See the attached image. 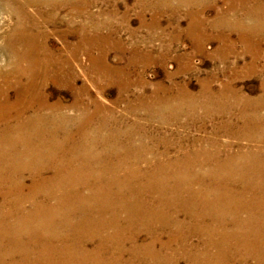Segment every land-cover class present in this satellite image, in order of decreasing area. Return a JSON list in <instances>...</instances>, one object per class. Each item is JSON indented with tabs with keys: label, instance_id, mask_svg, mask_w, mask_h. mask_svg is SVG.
Returning a JSON list of instances; mask_svg holds the SVG:
<instances>
[{
	"label": "bare ground",
	"instance_id": "6f19581e",
	"mask_svg": "<svg viewBox=\"0 0 264 264\" xmlns=\"http://www.w3.org/2000/svg\"><path fill=\"white\" fill-rule=\"evenodd\" d=\"M6 1L21 13V0ZM257 17L248 31L264 34ZM19 18L0 32V264H264V83L254 99L203 84L199 97L182 87L139 101L227 117L210 136L175 143L121 125L95 100L47 103L37 80L70 86L69 61L39 58L33 23ZM105 72L122 90L119 71Z\"/></svg>",
	"mask_w": 264,
	"mask_h": 264
},
{
	"label": "rangeland",
	"instance_id": "374dc122",
	"mask_svg": "<svg viewBox=\"0 0 264 264\" xmlns=\"http://www.w3.org/2000/svg\"><path fill=\"white\" fill-rule=\"evenodd\" d=\"M263 1L33 0L29 4L21 0V13L14 15V5L0 0V32L10 33L20 16L26 26L33 23L39 58L69 61L70 86L37 80L39 93L50 105L70 107L77 97L93 109L95 100L123 126L137 124L175 143L183 137L180 143L189 145L210 136L219 119L227 117L216 118L196 105L170 114L140 108L139 101L153 93L163 99L182 87L199 97L203 84L210 87L212 96L230 85L238 98L259 97L264 83V34L248 30L255 23L253 18L264 17ZM82 36L97 37L99 44L84 46ZM2 52L0 40V66L5 68L7 58ZM251 63L255 73H245ZM106 66L119 71L114 79L124 84L122 90L111 83ZM67 111L77 114L76 109Z\"/></svg>",
	"mask_w": 264,
	"mask_h": 264
}]
</instances>
